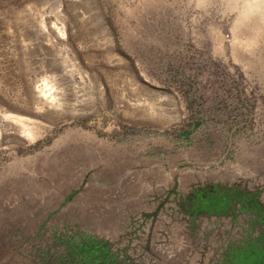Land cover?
Returning <instances> with one entry per match:
<instances>
[{
    "label": "rangeland",
    "instance_id": "1",
    "mask_svg": "<svg viewBox=\"0 0 264 264\" xmlns=\"http://www.w3.org/2000/svg\"><path fill=\"white\" fill-rule=\"evenodd\" d=\"M250 1L0 0V264H264Z\"/></svg>",
    "mask_w": 264,
    "mask_h": 264
},
{
    "label": "bare ground",
    "instance_id": "2",
    "mask_svg": "<svg viewBox=\"0 0 264 264\" xmlns=\"http://www.w3.org/2000/svg\"><path fill=\"white\" fill-rule=\"evenodd\" d=\"M263 6H264V0H252L248 4H246V6L243 10V13L245 15H248L250 12H255V10H257L259 7H263ZM54 64H56V63H54ZM57 67L58 66L54 67V82L55 83H56V81L58 82L57 76H59L61 73L60 71H62L60 67H59L60 68L59 70L57 69ZM58 71L60 73H58ZM59 77H62V75H60ZM34 79L35 80L33 81V84L36 83V81H37L36 77ZM55 83H54V85H55ZM57 88H56V86H54V92H53L52 91L53 86H49V84L45 81L44 85L39 87V89H40L39 92L42 93L43 95H45L46 99H43L42 97L39 96L36 100L37 101L36 104L38 106H40L41 108H44L47 112H51L50 110L52 108L55 110L57 108L62 107L65 103V100H66L64 97L65 94H64V92H61V91L59 92L58 91L59 89H57Z\"/></svg>",
    "mask_w": 264,
    "mask_h": 264
}]
</instances>
